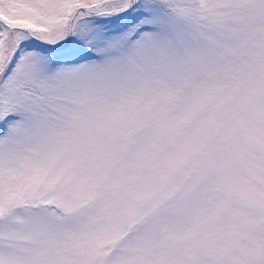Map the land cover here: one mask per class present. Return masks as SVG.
Masks as SVG:
<instances>
[{
  "label": "snow or ice",
  "instance_id": "obj_1",
  "mask_svg": "<svg viewBox=\"0 0 264 264\" xmlns=\"http://www.w3.org/2000/svg\"><path fill=\"white\" fill-rule=\"evenodd\" d=\"M0 264H264V0H0Z\"/></svg>",
  "mask_w": 264,
  "mask_h": 264
}]
</instances>
